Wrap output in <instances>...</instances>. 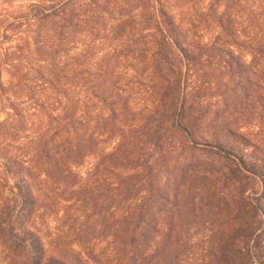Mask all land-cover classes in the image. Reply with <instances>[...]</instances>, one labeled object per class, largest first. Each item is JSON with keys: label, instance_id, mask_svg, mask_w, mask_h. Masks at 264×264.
<instances>
[{"label": "rangeland", "instance_id": "1", "mask_svg": "<svg viewBox=\"0 0 264 264\" xmlns=\"http://www.w3.org/2000/svg\"><path fill=\"white\" fill-rule=\"evenodd\" d=\"M118 1L104 5L100 13L81 9L78 20L71 15L76 5H67L65 15L72 23L60 36V51L49 55L52 25L48 19L36 21V0H0V264H24L29 254L41 264L51 255L70 264H113L129 228L121 222L128 221L151 182L157 185L153 189L176 190L177 203L171 208L164 203L162 210L145 202L152 214L144 223L156 224V231L143 230L142 224L136 236L157 241L161 248L170 231L181 242H192L190 248L172 245L163 258L166 264H172L170 254L188 252L193 254L189 264H209L215 252L208 243L225 241L230 228L239 226L256 227L250 244L264 246V144L259 142L256 149L238 136L257 129L253 121L236 116L244 99L238 87L227 83L229 78L259 81L257 70L264 61L257 65L248 48L247 40L256 31L246 23L249 14L260 19L262 0H244L242 14L226 11V17L240 23L235 28L244 29V37L239 46L225 47L233 55L212 52L211 64L205 66L200 63L206 58L194 50L197 64H187L174 46L168 63H158L152 56L154 34L166 30L145 32L140 26L144 18L130 13L126 0ZM163 1L178 18L190 15L196 30L188 37L202 32L209 38L215 32L207 10L214 0ZM239 68L241 74L234 75ZM180 69L183 100L173 96V127L163 122L160 139L165 147L173 143V151L148 158L150 173L146 178L145 170L138 173L142 181L130 186L134 172L144 166L128 154L127 132L141 126L145 131L144 116L152 105L169 99L163 95L172 93ZM260 83L264 89V75ZM163 105L158 115L169 112ZM198 112L205 118L198 123L200 129L194 139L185 137L176 128L179 115L195 118ZM74 115L82 123L69 128ZM224 124H229L227 131L221 130ZM258 132L264 140V127L258 126ZM139 140L144 143V135ZM205 143L232 154L220 155ZM192 144L202 149L193 155L177 149ZM241 161L253 174L242 169L240 186L236 181L221 186L219 173ZM202 169L208 174L200 173ZM116 189L122 191L118 198L113 196ZM248 204L257 205L261 214L248 213Z\"/></svg>", "mask_w": 264, "mask_h": 264}, {"label": "trees", "instance_id": "2", "mask_svg": "<svg viewBox=\"0 0 264 264\" xmlns=\"http://www.w3.org/2000/svg\"><path fill=\"white\" fill-rule=\"evenodd\" d=\"M77 2L75 3L73 2V0H36V3L33 4V8L37 10L35 18L36 21L38 22L43 19H48L50 20L52 25L53 40H51L50 45L47 46V51L49 52V55L51 53H58L60 51V45L62 43L60 36L63 34L65 26L72 23V21L68 19V16L65 15L67 5H70V3L76 5L75 11L71 15L74 20H78L82 17L81 9H86L89 14H92L93 12L100 13L103 12L102 7L104 5H110L111 3L119 1L78 0ZM243 2L244 0H214L213 2L208 3V18L209 21H211L212 27L215 28V32L209 38H206V36H204L202 32L200 33L199 37L195 38L193 36V33L192 37L190 35L188 37V33L196 30L195 25L192 24V21L190 20V15L178 18V14L172 13L171 11H169L168 8H165L167 1L126 0V5H128V9H130V13H139V17L141 18L142 16L144 18L140 26L145 32L152 29H160L162 31L166 30V32L164 31L160 32V34H154V42L156 43V49L153 50L152 56L153 54L155 55L153 56V58L155 57L158 63H168V58L171 59L172 54L170 52V47L174 46L176 50L182 51L184 53L183 59L186 60L187 64H197L196 62H194V54L191 53L194 50L197 52L198 57L206 58L203 63H200L202 66H205L207 64H211L209 60L212 57H210L209 55L212 52L220 53V55L221 53H223L226 56H231L233 54H231V51H229L225 47L239 46V43L241 44V40L244 37V29H236V25H240V23L231 21L228 17H226V11L229 9H233L236 10L237 13L242 14L244 5ZM215 4L216 6H214ZM168 5L170 4H167V6ZM263 5L264 1L262 0L261 6ZM218 7L221 8V10L218 11ZM257 9V13L259 12L258 16L260 19L257 18L256 20L251 14H249L247 17L246 24L249 29H254L256 31V34L252 38H249L250 40H247V44L248 48L255 53L254 57L256 58H254V60H256V63L258 65L261 61H264V7ZM189 29L191 30L189 31ZM62 40H64V38H62ZM187 49L188 52H184ZM215 58L217 61L221 59L220 56H216ZM189 68L190 65L187 66V70H189ZM233 73L234 75L241 74L240 68ZM263 75L264 66L259 67V70H257L256 77H258L259 81H255L253 78H248L247 80L238 79V81H232L230 78L227 80V83L229 82V85L233 87H238L244 99V103H241L239 105V109L235 111L236 116H240L244 119H249L251 122L253 121L257 129L255 131L252 129L247 131L245 133V136H243V134H237L238 136L242 138L244 137L248 141L253 143L256 149L260 147L259 142L264 144V140L261 138V134L258 132V126L261 128L264 127V89L262 87V83H260V81L263 80ZM180 79L181 69L179 72L176 71V78L174 79L175 82L171 89L172 93H169L168 90H166L163 95L164 99L167 97L169 99L164 102V105H161H163V107L167 106L169 112L158 115L161 105H159L158 103L154 104L152 105L149 113L143 118V124H146L145 131L141 128V126L136 131H132V129H130L127 132L130 135V151L128 154L131 156H136L138 158V163L144 166L141 171L136 170L134 172L135 175L133 180L129 184L130 186L138 184L142 181L140 174H144V170L146 171V175L144 178H146L147 175L150 173L151 167H149V165L145 163L148 158H150L154 154L166 155L170 154L173 151V147H170L173 143H168L165 147V144L162 145L163 143H161L160 139L162 138L161 133L164 132L163 122L170 121L171 125H169V127H173L175 111L171 112L170 110L171 107L174 106L173 96H175L176 94L177 101V97H181V94L183 95V91L185 90L184 88H181ZM181 100H183V97H181ZM180 106L181 104L179 105V107ZM188 110L191 111L190 106L187 107V111ZM70 117L68 119L69 128H72V126L75 124L81 125L80 123H82V119L80 120L78 118L76 120L75 115L71 118ZM204 119V115L201 112H198L195 118H193V116L191 115H186V113H183L179 115V120H177L176 128L181 131L185 137L194 139L197 130L200 129L198 123L199 121H202ZM235 122L236 121H233L232 124H236ZM227 127H229V124H224L221 130L227 131ZM239 130H241V128H239L238 131ZM141 135H144L145 137L144 143L139 140ZM205 145L208 147V149L211 148L213 149V151L220 155L232 154L230 149H226L221 145L211 143H205ZM187 146L178 145L177 149H182L188 155H193L196 153V151H200V149H202L201 147H197V144ZM144 149L145 152H143ZM139 153L141 155H139ZM136 168L138 167H134L132 170H135ZM245 168L246 167L244 166V163L241 161L232 166L227 172L219 173L223 177V182L221 186H225L227 182L233 181H236L237 185L240 186L241 181H243L242 169L247 174H253L251 173L250 169L245 170ZM200 173L208 174L203 169ZM156 186L157 185L152 182L146 184V189H143L142 196L138 197L139 204L136 205L134 211L129 215V217L125 218L128 221L121 222L125 227H127V225L129 224V228L126 236L124 235V240L119 243L120 246H118L117 251L114 252L113 264H166L163 258H166L168 254L167 252L172 245L176 244L178 246H181L182 243V245L187 248L192 247V242H181L177 239L176 236H174L172 231H170L166 243L163 244L162 248L157 244V241L152 243L148 242L145 238H143L142 235L136 236L137 233L140 232L139 230L142 224L143 230L149 228L152 231H156V224L150 226L148 223H144V218L151 216L152 214L149 213V209L147 208L145 202L149 201L150 204H152L156 209L161 208L162 210H164V203H168V206L170 208L175 206L177 203L178 196L176 190L153 189ZM135 190L138 192V189ZM116 191L118 192L114 193L113 196L115 198H118L121 196L122 191L120 192L118 189H116ZM239 198L241 199V197ZM247 212L252 215H258L259 213L261 214L259 208L255 204H248ZM256 229V227L249 225L230 228L229 235L225 241H223V239L211 240L208 243V246L209 248H211V251L215 252V254L209 256V264H264V259L263 261L261 260V258H264V253L262 251V248L264 249V246H261L254 241L250 244V241ZM240 234H242V236H240ZM257 236L258 235H256L255 238ZM38 259L39 257L37 258L36 255L32 257L29 254L26 263L24 264H41L40 259L39 261ZM169 261L172 264H179L181 263V261L183 262V264H189V262H193V254L190 252L185 254V256H174L170 254ZM42 264L70 263H68L63 256L51 255L47 257L45 262ZM78 264L87 263L80 261Z\"/></svg>", "mask_w": 264, "mask_h": 264}]
</instances>
